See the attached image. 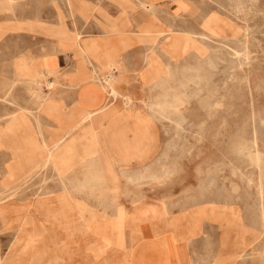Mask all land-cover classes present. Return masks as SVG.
<instances>
[{
    "label": "rangeland",
    "instance_id": "rangeland-1",
    "mask_svg": "<svg viewBox=\"0 0 264 264\" xmlns=\"http://www.w3.org/2000/svg\"><path fill=\"white\" fill-rule=\"evenodd\" d=\"M119 1H16L22 11L42 10L47 21L58 11V21H52L57 23L59 16L63 17L69 37L57 36L55 23H43L48 27L45 32L58 38L45 37L46 41L42 36L24 34L0 39V264H103L106 260L108 264H177L182 256L161 233L153 239L137 236L141 224L150 222L157 229L170 230L176 244L180 233L189 229L180 223L186 215L195 224L184 236L194 234L196 223L205 220L201 236L190 243L192 264H264V230H258L264 224V118H258L264 117V0H190L195 9L191 12L178 11L179 0H138L128 8L144 10L133 18L130 13L136 11L122 8ZM109 2L120 10L109 11ZM164 7L172 10L163 13L160 9ZM76 15L94 20L98 29L93 24V28L82 30ZM147 30L149 44L174 74L167 90L182 92L189 100L165 102V89L150 88V65L142 40ZM81 45L93 50L84 51ZM136 45L139 48L129 54L139 61L135 78L127 80L123 68L119 81L140 95L126 93L133 96L130 104L124 97L110 98L103 122L106 128L116 125L118 130L128 126L130 139L145 130L153 137L147 156L129 159L123 157L129 151L127 140L102 128V151L114 153V174L106 172L105 192L124 212L122 235L127 241L125 249H113L100 234L85 229L110 219L112 208L105 210L94 195L81 191H72L76 195L67 199L68 191L57 171L38 168L48 153L36 150L35 140L53 144L79 121L83 105L91 110L103 106L107 94L102 85L86 80L93 69L103 68L107 53L119 52L125 58ZM54 47L72 57L71 68L55 73L56 68L40 69L38 62L36 69L30 66L29 62H35L31 53L42 54L36 56L39 61ZM23 53L28 58L22 61L18 76L14 62ZM90 64L93 66L88 68ZM79 74H84L79 79L85 80V86L74 99L67 89L75 90L72 82ZM42 78L57 80L55 88L50 91L45 83L39 86ZM87 89H100L106 97L86 101ZM66 102L75 107L67 109ZM16 113L18 126L6 135L4 128ZM153 120L160 142L151 129ZM76 150L71 147L60 159L76 156ZM68 173L65 179L83 178L79 168ZM149 199L155 201H146ZM78 202L98 211V218L93 219L88 210L81 214ZM67 228L75 234H68ZM108 231L112 235L111 229ZM242 236L248 238V245ZM145 251L150 255H140Z\"/></svg>",
    "mask_w": 264,
    "mask_h": 264
},
{
    "label": "bare ground",
    "instance_id": "bare-ground-1",
    "mask_svg": "<svg viewBox=\"0 0 264 264\" xmlns=\"http://www.w3.org/2000/svg\"><path fill=\"white\" fill-rule=\"evenodd\" d=\"M55 1V0H54ZM100 1V0H99ZM13 3V2H12ZM57 3V2H56ZM98 3V2H97ZM122 8L126 9L129 6H132L134 3H132L131 0H120L119 1ZM142 3V2H141ZM99 5V4H98ZM101 5V4H100ZM142 5V4H141ZM102 6V5H101ZM139 6V5H138ZM179 7L181 9H185V11H194V4L190 0H179ZM97 8V7H96ZM96 10V9H95ZM12 11V10H11ZM163 11V10H162ZM156 13V12H155ZM164 13V11H163ZM162 13V14H163ZM191 14V13H190ZM126 15V14H125ZM139 15V14H138ZM160 15V14H159ZM66 16V15H65ZM167 16V15H166ZM166 16L164 15L165 19ZM163 17V18H164ZM59 22L55 23L53 26V30L56 31L57 36L63 38V37H69V32L66 27L65 19L63 17L59 16ZM66 18V17H65ZM181 18V17H180ZM173 19V17H172ZM58 21V19H56ZM169 20L170 18L168 19ZM109 21V20H108ZM104 22V21H103ZM111 22V21H110ZM137 22V21H136ZM138 23V22H137ZM186 23V22H185ZM65 24V25H64ZM108 24V23H107ZM205 24V23H204ZM97 25V24H96ZM174 27V26H172ZM101 28V27H100ZM111 28V27H110ZM177 28V27H176ZM204 28V25H203ZM205 28H208L207 25ZM175 29V28H174ZM102 30V29H101ZM160 30V28H159ZM178 30V29H177ZM212 30L209 28V31ZM103 31V30H102ZM101 31V33H102ZM198 31V30H197ZM214 31V30H212ZM82 32V31H81ZM181 32V31H180ZM185 32V30H184ZM190 32V31H188ZM74 33V32H73ZM147 37L142 38V40L146 43V54H145V60L150 65V71H149V80H150V88L160 87L165 89L163 100L165 102H170V100H174L175 102H182L189 100V97H186L184 99V96H182V92H171L168 91V84L169 81L173 79L174 74L170 73L164 66L163 61L159 59L156 55L155 49L153 45L149 44V33L150 31L147 30ZM186 33V32H185ZM217 33V32H213ZM218 34V33H217ZM82 35V34H80ZM105 35V34H104ZM184 35V34H183ZM201 35V34H200ZM203 35V34H202ZM102 36V35H101ZM160 36V35H159ZM188 37V36H187ZM84 38V37H83ZM192 38V37H190ZM193 39V38H192ZM114 40V39H113ZM152 41H154L152 39ZM194 42V39H193ZM192 42V44H193ZM124 44V42H122ZM247 43V42H246ZM96 47H100V44L97 42L94 43ZM199 44V43H198ZM85 45V44H84ZM125 45V44H124ZM122 45V47H125ZM93 47V46H92ZM127 47V46H126ZM55 48V47H54ZM81 48L84 51H90L91 46L86 45L85 47L81 45ZM124 49V48H123ZM129 49V48H128ZM93 50V49H91ZM116 50V49H115ZM248 49H246L247 51ZM52 51V50H51ZM202 52V51H201ZM240 54V53H238ZM117 56V58H116ZM107 59L105 63H103L102 69H93V74L89 77V79L86 80L87 83L90 82H96L102 85L103 89L105 90L107 94V101L105 104L97 109H87L85 106L84 111L82 115L80 116L79 121L71 127L70 131H68L64 136H62L59 140L55 141L53 144H48L46 140L42 142V144H39L35 140V144L37 146L38 151H47V158L43 160L39 165V169H53L57 171L58 176L61 178L63 188L68 191V198H74L76 195L72 191H81L86 193L87 195H94L95 198L99 201L100 205L106 210L107 208H112L113 215L108 220H102L98 221V223H95L93 225H88L86 231L88 232H96L100 234L106 242L112 245L113 249L121 247L125 249L127 245L126 238L122 235V225L121 220L124 216L123 210L116 207V203L113 198H109L106 194V184H107V178H106V172L111 170V157L113 158V152L110 150L102 151V128H106L104 126V120H103V111H105L109 106V99L112 98L118 99L119 97H124V100L127 104H130L133 101V96L123 93L120 90V81H119V72L120 69L126 68V65L124 64V59L121 58V53L112 54L107 53L106 55ZM247 58V57H246ZM90 61V60H89ZM93 63V62H92ZM95 64V63H94ZM10 66V65H9ZM93 66V65H92ZM97 66V65H96ZM2 69V68H1ZM58 70H54L53 72L58 73ZM204 72V71H203ZM83 74L79 76L82 77ZM6 78V77H5ZM79 78H74L72 82V86L74 87L75 91H78V89L84 85L85 80H81ZM138 78V77H137ZM248 79V78H247ZM79 80V82H77ZM85 82V83H86ZM17 83V82H16ZM45 83L49 90L55 88L57 80H49L46 78H42L41 82L38 84L39 86H42V84ZM201 83V82H200ZM196 84V83H195ZM85 86V85H84ZM215 86V85H214ZM14 87V85H13ZM37 89V88H36ZM40 89V88H39ZM42 89V88H41ZM208 91V90H207ZM8 93V92H7ZM44 93V92H43ZM77 93V92H76ZM6 100V99H5ZM115 101V100H114ZM187 103V102H186ZM44 105V104H43ZM63 105V104H62ZM111 105V104H110ZM163 107V106H162ZM22 109H27L22 107ZM177 109V108H175ZM24 111V110H23ZM25 112V111H24ZM109 112V111H108ZM110 113V112H109ZM260 113V112H259ZM33 115V114H32ZM113 116V115H110ZM163 116V115H162ZM253 116V115H252ZM255 116V115H254ZM7 117V116H6ZM118 117V116H117ZM258 118H264V117H258ZM110 119V118H109ZM112 119V118H111ZM19 120V113L15 114V118L9 122V124L4 128L5 134L7 135L10 131H12L14 128L18 126L17 121ZM225 120V119H224ZM38 122V121H37ZM172 122V121H171ZM255 122V121H254ZM261 122V121H260ZM262 123V122H261ZM39 124V123H38ZM151 125V124H150ZM264 125V124H263ZM109 126V127H108ZM106 129L114 130L117 137L121 138L124 137L128 142V148L129 151L127 153L123 154L124 158H133V157H143L148 155V151L152 144V133L149 130L136 132L135 135L132 137V139L129 138V131L130 128L126 125H122L120 130L117 129V126L114 125L111 127L108 125ZM39 127V126H38ZM116 128V129H115ZM149 128V127H146ZM240 136V135H239ZM256 138V136H255ZM255 141V140H254ZM234 142V141H233ZM234 144V143H233ZM71 147L76 148L77 150L75 153H77L74 157H69L66 159H60V155L62 153H69V149ZM248 148V147H247ZM171 150V149H170ZM260 153V152H259ZM69 155V154H68ZM67 155V156H68ZM263 155V153H262ZM116 156V155H115ZM122 156V155H121ZM120 156V157H121ZM253 159L251 155H248ZM258 157V156H257ZM119 158V157H118ZM117 159V158H115ZM129 159L127 162H130ZM259 159V158H258ZM124 160V159H123ZM144 160V159H143ZM255 160V158H254ZM141 161V160H140ZM115 162V161H114ZM123 162V161H122ZM255 162V161H254ZM258 162V160H257ZM261 162V161H260ZM259 163V162H258ZM128 164V163H126ZM130 164V163H129ZM216 164V163H215ZM226 165V164H225ZM146 167V166H145ZM260 167V166H259ZM80 169L81 173H83V178L77 179V178H69L65 179L66 174H69L68 172L75 171L77 169ZM122 168V167H121ZM113 169V168H112ZM165 169V168H164ZM3 170V169H2ZM219 170V169H218ZM5 171V170H3ZM261 171V170H260ZM112 172V170H111ZM39 173V172H38ZM41 173V172H40ZM39 173V174H40ZM108 173V172H107ZM141 173V172H140ZM261 173V172H260ZM109 174V173H108ZM112 175L114 172L111 173ZM139 174V173H138ZM251 174V173H250ZM118 175V174H117ZM145 175V172H144ZM143 175V176H144ZM261 177V176H260ZM150 179V178H149ZM250 179V178H249ZM142 180V179H141ZM116 182V181H114ZM259 182V180H258ZM252 183V182H251ZM118 184V183H117ZM222 185V184H221ZM255 185V184H254ZM4 187V186H3ZM113 188V187H112ZM2 189V188H0ZM115 189V188H114ZM49 191V190H48ZM109 191V190H108ZM112 191V190H111ZM115 191V190H114ZM264 192V190L262 191ZM2 194V192H1ZM67 194V193H66ZM16 195V194H15ZM239 195V194H238ZM259 196V195H258ZM230 197V196H228ZM222 201V200H220ZM226 202V201H225ZM201 203V202H200ZM210 203V202H209ZM208 203V205H209ZM223 203V202H220ZM219 203V204H220ZM230 203V202H229ZM212 204V203H211ZM210 204V205H211ZM225 204V203H224ZM30 205V204H29ZM203 205V204H202ZM207 205V204H206ZM227 205V204H225ZM73 206V205H72ZM74 207V206H73ZM184 207V206H183ZM218 207V206H217ZM225 207V206H224ZM245 207V206H244ZM169 208V207H168ZM185 208V207H184ZM226 208V207H225ZM223 209V208H222ZM77 210L82 214L85 210H88L90 212V216H92L93 219L98 218V211L94 209H89L83 202H78L77 204ZM186 210V209H185ZM233 211V210H232ZM77 212V211H76ZM196 213V212H195ZM240 214V213H239ZM195 215V214H194ZM197 215V214H196ZM201 214L199 213V216ZM235 215V214H234ZM233 215V216H234ZM228 216V215H227ZM238 216V215H237ZM241 216V214H240ZM236 217V216H235ZM180 218V217H179ZM230 219V218H229ZM236 219V218H235ZM234 219V220H235ZM241 219V218H240ZM233 220V222H234ZM262 220V219H261ZM91 221V220H90ZM232 221V220H231ZM82 223V222H81ZM238 223V222H237ZM236 223V224H237ZM24 224V222H23ZM26 224V223H25ZM232 224V223H231ZM239 224V223H238ZM75 226V225H74ZM233 226V225H231ZM230 226V227H231ZM78 227V226H77ZM237 227V226H235ZM244 227V226H243ZM257 227V225L255 226ZM76 228V226H75ZM234 228V227H232ZM84 229V230H85ZM111 229L112 235L108 230ZM244 229V228H243ZM264 230V224L262 227H259L258 230ZM22 230V228H21ZM44 230V229H43ZM69 231L68 234L71 236L75 234L76 231H73L71 228H67ZM42 231V230H41ZM243 231V230H242ZM245 231V230H244ZM247 231V230H246ZM262 233V231H260ZM35 233V232H34ZM117 234V236H115ZM192 234V232H191ZM17 235V234H16ZM34 236H36L34 234ZM30 237H32L30 235ZM25 238V237H24ZM34 239V238H33ZM20 240L17 241V243ZM29 241V240H28ZM34 241V240H33ZM36 241V240H35ZM34 241V242H35ZM189 242V241H188ZM242 242L248 245L249 240L246 236H242ZM13 243V242H12ZM30 243V242H28ZM26 244V243H25ZM34 244V243H33ZM20 245V244H18ZM17 245V246H18ZM27 245V244H26ZM35 245V244H34ZM233 245V244H232ZM16 246V247H17ZM31 246V245H29ZM15 247V246H14ZM15 247V248H16ZM28 247V246H27ZM169 248V247H168ZM24 249V248H23ZM26 250H29L26 249ZM25 251V250H24ZM99 252V251H98ZM24 253V252H22ZM26 253V251H25ZM38 253V252H37ZM40 255H43L40 254ZM45 255V254H44ZM43 255V256H44ZM42 256V257H43ZM40 257V256H37ZM242 257V255H241ZM1 258V257H0ZM44 258V257H43ZM15 259V258H13ZM41 259V258H39ZM33 260V259H32ZM2 261V260H1ZM37 262V260H35ZM57 261V259H56ZM131 261V260H130ZM4 262V260H3ZM17 262V261H16ZM15 262V263H16ZM34 262V260H33ZM32 262V263H33ZM58 263V262H56ZM108 260H106L103 264H108ZM132 263V262H131ZM35 264V262H34Z\"/></svg>",
    "mask_w": 264,
    "mask_h": 264
},
{
    "label": "crops",
    "instance_id": "crops-1",
    "mask_svg": "<svg viewBox=\"0 0 264 264\" xmlns=\"http://www.w3.org/2000/svg\"><path fill=\"white\" fill-rule=\"evenodd\" d=\"M16 1L17 0H0V39L3 36H7V35H19V36H23L24 34H28L31 37L32 36H36V37H41L44 38L46 41L47 38L53 40L56 39L58 37L51 35L49 32H45L44 28H48V27H44L42 24L46 23V24H54L56 22H53L52 20H56L57 19V13L58 11L52 12L51 15V19H49V21H47L46 19H44V17L47 15L45 12H43L42 10H36L33 12H27V11H22L21 8L17 7L16 5ZM94 1V0H92ZM105 2H108L110 0H103ZM133 1V3H136L138 0H131ZM160 2L163 0H159ZM13 2V3H12ZM110 4V2L108 3ZM111 6L109 7V11H119L120 9L117 8L115 5L110 4ZM54 6V5H53ZM55 8V6H54ZM171 7H164L161 8L160 10H170ZM12 10V11H11ZM143 8H128V11H136V12H132L130 13L131 18H133L134 16L136 17L138 12L137 11H143ZM172 10V8H171ZM178 11H185V9H179ZM68 14V13H67ZM66 14V15H67ZM78 17V21L81 22V26L82 30H88L90 27L93 28V24L96 26V23L94 22V20L89 19L88 21L82 19L79 15H76ZM54 17V18H53ZM51 20V21H50ZM66 22L68 23V25L73 28V24L72 22L70 23V19L66 18ZM89 27V28H88ZM96 29H98V27H95ZM47 30V29H46ZM48 31V30H47ZM99 31V30H98ZM100 32V31H99ZM96 32V33H99ZM52 46L50 45L49 48H51ZM139 48L138 45L131 47L128 52H126L125 54V61L124 64L126 65V70L124 72L126 79H133L135 78V71L134 69L137 67V65H139V61L138 58H133V56H130L129 54L134 51L135 49ZM52 51H49L48 54L42 58V60L37 61V57L39 55L42 54H38V53H31V55L35 56V62L34 65L29 62L30 66H32V68H37V62L40 63L39 68H43L45 71H48L47 68H56L57 70H61L63 71L64 69H69L71 68L72 64H73V59L71 56H69V54L62 52L60 50H58V48L55 49H51ZM46 57H49L48 59L45 60ZM28 58L27 54L23 53L22 55H20L14 62V66L16 69V74L19 76L21 74L20 72V65L23 63L22 61L24 59ZM136 59V60H135ZM71 62V64H70ZM67 63V66H65V64ZM69 63V65H68ZM134 65V66H133ZM91 64L88 65V68H91ZM133 69V72H131ZM81 74H79L78 76H76V78H79ZM84 75V74H83ZM133 77V78H132ZM125 83L120 85V90L124 93H130L136 97H139L138 92L134 91L133 89L129 88V87H125L124 86ZM83 86V85H82ZM68 91H70V94L74 96V99L78 96V93H76L77 91L75 90H71V89H67ZM84 100L89 101L91 99V97L97 96L100 100L104 99L106 97V94L101 91L100 89L98 90H93V89H87L86 91H84ZM142 95H144V93H142ZM78 98V97H77ZM74 101V100H73ZM80 103L83 105L82 101H80ZM73 103L68 104L66 102V108L67 109H73L75 106L72 105ZM84 106V105H83ZM120 107H122V105L120 104ZM151 129L154 133H156V125L154 123H151ZM156 138L159 140L160 142V135L156 133ZM146 201H155V200H146ZM127 207H130L127 206ZM170 217V216H168ZM192 217H190V215H186L184 218H181L180 223L186 228L189 227V229L192 227V225H194V221L191 220ZM202 224L205 225V220L202 222V220L200 222L196 223V227L197 230L194 231L195 233L189 236H184V234H188L189 229L186 231L184 230L183 233H180L181 235H179L178 237V242L176 244H174L173 240H175L174 235L172 234V232L170 230L168 231H163L160 229L155 228L150 222H145L142 223L141 227H140V231H139V235L137 236V238L139 239H153L156 238V233H161L162 237H165L164 239H169L171 242V244L173 246L177 247V252L178 255H181L182 257L180 258L181 260L179 261L180 263L177 264H192L193 261V252L191 251V247H190V243H192L191 241L193 240H197L201 234L202 231H200L203 227ZM207 224V223H206ZM158 227H160V225H158ZM161 228V227H160ZM189 239V243L187 242V240ZM143 245H147L149 243H144L142 242ZM140 255H145L146 257L150 255L149 251H145V252H141ZM179 260V259H178Z\"/></svg>",
    "mask_w": 264,
    "mask_h": 264
}]
</instances>
